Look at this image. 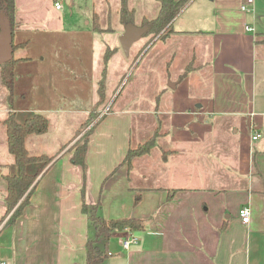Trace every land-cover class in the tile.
Masks as SVG:
<instances>
[{"label": "crops", "instance_id": "obj_1", "mask_svg": "<svg viewBox=\"0 0 264 264\" xmlns=\"http://www.w3.org/2000/svg\"><path fill=\"white\" fill-rule=\"evenodd\" d=\"M63 1L16 0L19 27L12 45L25 44L12 47V57L18 59L15 76L17 64L30 58L17 55V49H24L32 40L26 32L61 29L69 13L94 0H65L66 7ZM244 2L192 0L180 11L168 39H196L172 47L164 60L166 72L178 66L179 56L188 55L189 62L198 63L196 75L191 78L194 69L187 65L186 75L177 76L175 87L171 83L169 88L158 86L151 98L148 92L138 97H121L119 92L108 99L106 92L108 109L103 110L90 136L86 170L70 159L76 135L62 149V140L54 141L50 136L51 120L46 133L27 139V147L30 144L36 150L33 154L46 153L54 160L39 176L30 205L15 222H10L9 216L4 218L7 181L0 180V264H86L87 240L95 231L88 214L82 211L84 186L87 202H100L105 218L145 221L143 230L131 231L137 241L129 248L123 246L127 230L103 236L100 244L105 246L106 255L101 264H264V42L260 41L264 36V0H255L248 11L241 9ZM120 6L121 1L119 13ZM96 15L102 28L101 14L92 6L85 23L94 26ZM144 20V16L138 20L134 17L132 23L140 26ZM247 25L254 30L248 31ZM4 27H8L6 22ZM156 43L139 44L134 51L138 65L149 52L147 46ZM175 43L163 42L162 50L168 51ZM153 58H149L151 63ZM60 60L59 56L48 60L52 73L54 63ZM96 64L97 60L93 70L99 80L103 67L99 64V74ZM141 73L138 78H148V71L142 69ZM192 80L195 88L190 91ZM96 90L98 94V84ZM135 101L150 106L127 107V102ZM9 103L0 66V151L4 155L9 151L2 121L10 111L19 113L20 119L30 113ZM31 110L46 114L44 109ZM141 112L149 119L168 115V120L160 119L159 124L166 126L165 134L174 129L171 139L175 146L166 150L169 156L164 157L167 164L169 159L172 162L169 174L162 178L168 182L164 187H142V179L133 182V171L143 155L135 158L131 167L124 162L133 142L135 114ZM252 127L262 133L256 141ZM205 161H212L216 167L211 181L204 178ZM0 168L14 171V157H0ZM243 206L251 209L249 224L239 216Z\"/></svg>", "mask_w": 264, "mask_h": 264}, {"label": "rangeland", "instance_id": "obj_2", "mask_svg": "<svg viewBox=\"0 0 264 264\" xmlns=\"http://www.w3.org/2000/svg\"><path fill=\"white\" fill-rule=\"evenodd\" d=\"M120 1L94 0L91 4L76 8L75 11L67 15L65 25L61 29L53 28L52 30H30L26 32L25 35L32 39L31 42L24 49H17V55L24 54L30 56V58L26 63L17 64L15 93L12 104H9L15 109H28L30 113L33 111L31 109H44L53 123L50 136L54 138V141L59 140V138L62 140V145L64 144L62 149L71 144V142H67L69 139L76 135L72 141L77 142L91 127L90 125L85 128L88 120V114L86 116L85 113L93 108L98 96L97 90L95 91L98 80L95 78L93 65L97 60L96 65L100 69V74L101 68L104 66L103 58L106 54L109 53L112 56L105 80L107 96L109 95L108 99L113 95L115 97L119 92L121 97H138L143 92H145V95L147 92L151 93V95H148L150 98L154 97L155 88L158 86L165 85L169 88L170 83L176 85L177 76L183 73L189 64L191 70L194 69L190 75L191 78L196 75L198 63L189 62L190 56L188 55L179 56L178 66L172 69L169 74L166 72V64L164 63V60L168 58V52L172 51V47H178L177 42H187L189 44V42H194L196 37H171L173 39L171 41L168 39V34L171 31L163 36H160L161 34L145 33L135 41L127 53L120 40L122 35H120V31H123L126 27L120 20ZM63 5L64 7L67 6L65 0ZM128 5L135 10V14L133 11L135 19L138 20L144 16V22L156 17L160 10L158 0H128ZM90 6L101 14L102 28L100 27L98 15L95 16L99 22L98 27L94 28L93 25H86L85 19L90 12ZM143 26L146 25H140L139 27ZM260 38V41L264 42V36H260ZM149 42L157 43L154 46H151V44L147 46L146 51L149 50V52L138 65V62L134 60V51L139 44L146 45ZM163 42L176 43L174 46H168V51H163L161 47ZM52 56H59L60 61H62L54 63L56 68L54 73L50 71L51 64L48 62ZM152 56L155 59L153 63L149 59ZM140 57L142 58V56ZM151 67L154 70H151ZM142 69L148 71L146 74L148 78L145 76L138 78L142 74ZM124 73L126 77L123 79ZM53 75L55 76L53 77ZM188 88L190 91L194 90L193 80L189 82ZM107 104L108 100L106 99V102L98 110L99 118L102 116L103 110L108 109ZM149 106L145 104L138 105V101L127 102V107L130 109ZM30 113L25 114V116ZM160 119L168 120V115L149 119L146 112L135 114L132 146L138 147L139 144H144L147 141L152 144L151 150L146 152L138 161L136 170L133 171L132 175L133 182L139 183L137 180L142 179L140 180L142 187H164L168 183L167 180L162 178L169 174L168 168H171L172 162L169 159L167 164L168 160H165L164 157L169 156L168 154L165 155V152L174 145L171 139L174 129H170L165 134L167 128L165 125L159 124ZM65 137H68L66 141L63 140ZM28 148L32 153H36V150L30 144ZM7 156L12 155L9 152L8 155H4L0 151V157L6 158ZM205 162L208 163L204 164V170L207 174L204 178L205 181L207 179L211 181L215 177L216 167L212 161ZM0 171H3L0 174V180L4 179L5 175L9 173L5 169L1 170V168ZM138 175L140 177H137Z\"/></svg>", "mask_w": 264, "mask_h": 264}, {"label": "trees", "instance_id": "obj_3", "mask_svg": "<svg viewBox=\"0 0 264 264\" xmlns=\"http://www.w3.org/2000/svg\"><path fill=\"white\" fill-rule=\"evenodd\" d=\"M160 2V10L156 17L146 20L143 25L148 26L147 33L166 35L172 31L173 20L177 17L180 11L192 0H158ZM133 11L128 5V0H121L120 18L123 24H128L133 21ZM4 22L7 23L11 36L17 30L18 22L16 20V0H0V33L4 30ZM94 26L98 27V20L94 17ZM25 43L15 44L12 47L23 46ZM110 54L104 57V66L102 75L98 80V100L93 108L88 113V120L85 128L90 126L88 131L71 148V161L73 164L81 166L84 170L87 169L86 157L90 136L94 132L96 126L101 121L99 118V108L106 102V66ZM18 59L12 57L8 62L0 64L3 84L8 90V100L10 104L13 102L15 93V67ZM187 72V71H186ZM186 73L182 75L185 76ZM6 128L7 146L9 153L14 157L15 170L10 171L5 175L7 181L6 192V213L5 217L9 216L10 222H15L20 218L28 205L31 203L32 195L35 191L39 176L54 160L53 156L46 153L33 154L27 147V139L32 135H42L50 128V119L46 114L33 112L25 119H20L17 112L10 111L7 117L2 121ZM152 144L150 141L139 144L138 147L130 146L124 158V162L132 166V161L150 151ZM85 186L82 189L83 202L82 211L88 214L91 224L94 228V235L87 240V263L86 264H101L106 253L105 246L100 244L103 236H110L116 231H131L143 230L145 221L136 217H126L120 219H107L100 213L101 203L97 202L89 204L85 197ZM140 200V194L137 196L135 203Z\"/></svg>", "mask_w": 264, "mask_h": 264}, {"label": "water", "instance_id": "obj_4", "mask_svg": "<svg viewBox=\"0 0 264 264\" xmlns=\"http://www.w3.org/2000/svg\"><path fill=\"white\" fill-rule=\"evenodd\" d=\"M148 26L139 27L134 23L129 22L126 24L125 31L121 35V44L128 53L133 43L142 35L147 33ZM12 36L8 27H4V30L0 33V64L8 62L12 58ZM176 85H173L175 87Z\"/></svg>", "mask_w": 264, "mask_h": 264}, {"label": "built area", "instance_id": "obj_5", "mask_svg": "<svg viewBox=\"0 0 264 264\" xmlns=\"http://www.w3.org/2000/svg\"><path fill=\"white\" fill-rule=\"evenodd\" d=\"M254 4H255V0H246V2L243 3L241 9L244 11H248L249 7ZM56 7L60 8L61 7L60 3H56ZM246 29L248 31L254 30L252 26L249 25L246 26ZM252 134H253L252 139L255 141L262 136V133L259 130L255 129L254 127H252ZM239 216L243 221V223L249 224L251 221V209L248 206L241 207L239 210ZM126 230L128 231V233L123 238V246L124 248H129L133 243L137 241V238L133 233H131L130 229H126Z\"/></svg>", "mask_w": 264, "mask_h": 264}]
</instances>
